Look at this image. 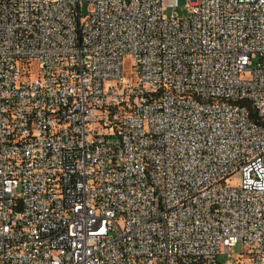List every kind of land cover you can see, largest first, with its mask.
Listing matches in <instances>:
<instances>
[{
	"label": "built area",
	"instance_id": "obj_1",
	"mask_svg": "<svg viewBox=\"0 0 264 264\" xmlns=\"http://www.w3.org/2000/svg\"><path fill=\"white\" fill-rule=\"evenodd\" d=\"M187 1L0 0V264H264V0Z\"/></svg>",
	"mask_w": 264,
	"mask_h": 264
},
{
	"label": "rangeland",
	"instance_id": "obj_2",
	"mask_svg": "<svg viewBox=\"0 0 264 264\" xmlns=\"http://www.w3.org/2000/svg\"><path fill=\"white\" fill-rule=\"evenodd\" d=\"M176 13L177 15L181 17H186L189 15V10H188V1L187 0H178V4L174 7H169L167 9V13ZM256 59H254V64L256 63ZM118 139L117 136L113 137V141H116ZM243 251V244L241 242L237 243L235 246L232 247L230 254L223 253L220 255L221 259H225L226 257H231L233 259H236L237 255H239Z\"/></svg>",
	"mask_w": 264,
	"mask_h": 264
}]
</instances>
